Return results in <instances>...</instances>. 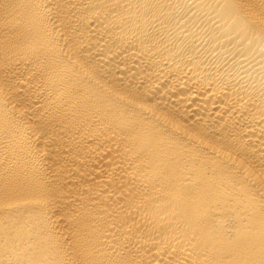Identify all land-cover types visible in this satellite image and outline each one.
Wrapping results in <instances>:
<instances>
[{"label":"bare ground","instance_id":"obj_1","mask_svg":"<svg viewBox=\"0 0 264 264\" xmlns=\"http://www.w3.org/2000/svg\"><path fill=\"white\" fill-rule=\"evenodd\" d=\"M0 264H264V0H0Z\"/></svg>","mask_w":264,"mask_h":264}]
</instances>
